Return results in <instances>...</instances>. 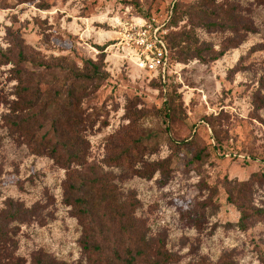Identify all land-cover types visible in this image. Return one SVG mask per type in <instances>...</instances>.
Returning a JSON list of instances; mask_svg holds the SVG:
<instances>
[{
  "label": "rangeland",
  "instance_id": "374dc122",
  "mask_svg": "<svg viewBox=\"0 0 264 264\" xmlns=\"http://www.w3.org/2000/svg\"><path fill=\"white\" fill-rule=\"evenodd\" d=\"M17 1L0 0V48H12L16 53V45L23 44L31 62L27 68L41 77L44 91L60 88L70 78V70L83 69L84 60L103 61L105 77L82 104L89 113H97L100 122L107 123L85 133L89 164L101 163L107 139L128 124L125 110L131 101L137 109L150 110L140 135L169 134L175 141L189 140L175 152L162 142L156 153L143 157L147 162L170 157V179L165 185L159 183V173L150 180L131 176L116 182L124 195L133 191L139 204L132 215L154 251L171 253L175 261L169 264H220L223 259L233 264H264L259 259L260 253L264 255V185L252 186L251 199L263 209V215L247 230L234 225L239 210L227 202L222 187L224 178L242 181L254 172H264V103L259 105L256 99L257 92L264 96V5L255 0H217L216 4L224 3L225 8L233 4L235 16L256 28V33L243 34L239 27L235 34L231 29L194 27L187 14L189 7L201 0ZM5 3L10 8H2ZM43 3L46 9L39 8ZM173 7L180 20L168 28L171 40L190 32L216 51L232 48L206 64L176 61L174 55L176 66L162 81L138 71L111 47L116 37L114 19L135 15L163 19ZM200 17L230 24L221 15L216 18L206 12ZM12 33H18L20 39ZM173 53L178 55V51ZM40 60L52 67L36 66ZM12 68V64H0V215L8 199L32 210L25 221L11 223L18 229L14 255L30 264L32 253L41 250L68 264H87L78 243L82 227L72 216L71 207L63 203L65 170L10 137L2 123L15 98ZM164 112L169 114L168 124ZM199 152L201 161H192ZM104 171L120 172L106 167ZM202 181L218 188V209L207 217L205 229L197 231L189 224V213L193 199L209 195L201 189ZM123 205L129 210L128 204ZM98 216L99 221L108 219L100 207ZM106 222L112 247L118 227Z\"/></svg>",
  "mask_w": 264,
  "mask_h": 264
},
{
  "label": "trees",
  "instance_id": "16d2710c",
  "mask_svg": "<svg viewBox=\"0 0 264 264\" xmlns=\"http://www.w3.org/2000/svg\"><path fill=\"white\" fill-rule=\"evenodd\" d=\"M33 1L35 0H18L17 3ZM226 1L228 0H222ZM216 2L217 0H201L200 4L189 7L187 15L194 27L207 31L231 29L235 34L239 33L241 27L243 34L256 33L252 24L245 22L240 16H235L236 8L233 4L229 3L225 8L224 3L217 5ZM255 2L264 5V0ZM2 8L10 7L5 3ZM39 8L46 9L47 6L43 3ZM176 11V7L171 8L166 25L168 28L180 20V16L175 15ZM206 12L216 18L221 15L230 24L211 18L208 21L201 19L200 14ZM11 36L16 40L20 39L18 33H12ZM165 39L173 60L184 63L190 60H197L202 64L216 61L232 48L227 46L216 51L210 43L199 41L190 32L181 33L175 40H171L167 33ZM16 47V53L12 48H0V64L13 65V79L16 81L15 98L10 102L8 112L3 115L2 123L10 137L24 144L32 153L48 156L55 165L65 170L62 184L63 203L71 207L72 216L77 218L82 227L78 240L82 258L87 264H169L175 261L171 253L163 249L154 251L145 241L137 228V220L132 215L135 204L139 202L133 191H128L127 195L119 192L116 182H122L131 176L150 180L159 173V183L165 185L170 179V157L156 162H147L143 157L156 153L162 142H166L170 150L175 152L188 145L189 140L175 141L169 134L140 135L143 120L150 116V110L137 109L135 101H131L125 110L128 124L107 139L105 156L101 163L89 164L87 158L90 146L85 133L96 126L99 130L107 123L104 120L100 122L98 114L89 113L82 104L90 93L98 90L105 77L102 72V59L96 62L91 59L84 60L83 69L70 70V78L60 88L44 91L41 77L27 68V64L31 62L24 52L25 46L20 43ZM176 47L179 48L175 50L178 55L173 53ZM36 66L49 69L52 64L40 60ZM256 95L259 105L263 104L264 96H259L258 92ZM165 109L168 110V106ZM164 116L168 124V112H164ZM192 159L200 162V152ZM105 167L119 169L120 172L113 174L104 171ZM254 183L264 185V172H254L247 180L224 178L222 181L227 202L239 210L240 215L234 225L241 230L250 228L263 215V209L256 207L251 199ZM200 186L201 189L208 190L209 195L203 200L193 199L189 224L197 231L205 229L207 217L218 209V188L206 181H202ZM6 204L7 208L0 215V264H26L22 258L14 255L18 229L11 226V223L25 221L27 216H32V210L23 208L12 199H8ZM123 204H128L129 210H125ZM99 207L106 211L107 220L99 221ZM106 221L118 227L114 231L115 243L112 247L108 241L109 228L104 226L109 224ZM107 249H111V252ZM259 259L264 263L263 254H259ZM30 264L68 263L38 250L32 253ZM220 264L233 262L223 259Z\"/></svg>",
  "mask_w": 264,
  "mask_h": 264
},
{
  "label": "built area",
  "instance_id": "2783aa9c",
  "mask_svg": "<svg viewBox=\"0 0 264 264\" xmlns=\"http://www.w3.org/2000/svg\"><path fill=\"white\" fill-rule=\"evenodd\" d=\"M170 15L171 10L163 19L144 15L114 19L116 37L111 47L138 71L165 81L176 66L165 39Z\"/></svg>",
  "mask_w": 264,
  "mask_h": 264
}]
</instances>
